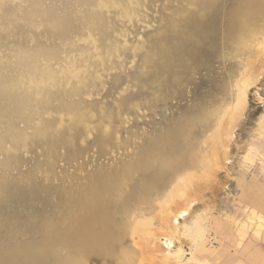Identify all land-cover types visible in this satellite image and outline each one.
I'll return each mask as SVG.
<instances>
[{
  "label": "rangeland",
  "instance_id": "1",
  "mask_svg": "<svg viewBox=\"0 0 264 264\" xmlns=\"http://www.w3.org/2000/svg\"><path fill=\"white\" fill-rule=\"evenodd\" d=\"M80 1L0 0V264H67L91 245L70 239L75 215L100 202L115 235L102 251L88 249L85 264H139L141 249L127 221L132 215L149 219V213L154 234L145 254L165 264H264V61L253 54L256 36L249 29L256 22L263 28L264 12L249 14L242 32L236 21L250 0H140L131 21L103 10V21L110 19L97 28L89 19L99 10ZM144 57H151L149 64ZM244 80V97L236 98ZM220 111L217 116H232L221 125L225 143L222 159L212 163L214 176L167 219L154 218L178 178L205 170ZM198 162L202 167H192ZM98 193L104 196L96 199ZM91 229L97 230L95 223Z\"/></svg>",
  "mask_w": 264,
  "mask_h": 264
},
{
  "label": "bare ground",
  "instance_id": "2",
  "mask_svg": "<svg viewBox=\"0 0 264 264\" xmlns=\"http://www.w3.org/2000/svg\"><path fill=\"white\" fill-rule=\"evenodd\" d=\"M82 2H84V4H86V5H89V6H93L92 7V9L94 8H96L97 10H99V13H98V15H96V16H94V17H91V16H93V14L90 16V19H89V21L91 22H94L96 25H97V28H100V27H102L103 25H104V22L105 23H107V22H109L108 20L110 19L109 18V16H107L108 17V20H106L105 18H106V15L104 16V14H103V16L105 17L104 18V21H103V19H102V16H100L99 14H100V11L102 12L103 10H105L106 12L105 13H107V14H109V11H114L115 13H116V15H117V18H118V20L117 21H119V20H127V21H131L132 20V18L134 17V15H135V13H136V10L138 9V7H139V4H140V0H81ZM80 1V2H81ZM180 1H182V0H180ZM199 1V0H198ZM202 1V0H201ZM240 1V0H239ZM243 1V0H242ZM242 1H241V3H242ZM246 1V0H245ZM245 1H244V3H245ZM251 2H250V5H248L249 6V10L247 9V8H245L246 10H248V11H246L245 13L243 12V15H241V17H240V20H239V22H237L236 21V23L238 24V23H240V24H238V26H239V29L240 30H238L236 27V29H237V31H242V30H246L249 26H247V24L248 23H246V21L248 20V16H249V14H251L250 16H252V17H254L255 16V14H252V13H257V15L258 14H263V12H264V10H262V8H264V0H250ZM152 2V1H151ZM196 2H197V0H196ZM200 2V1H199ZM202 2H204V1H202ZM207 2H208V0H207ZM209 2H210V0H209ZM247 2V1H246ZM190 3V2H189ZM192 3V2H191ZM190 3V4H191ZM198 3V2H197ZM204 3H206V2H204ZM203 3V4H204ZM237 3H238V1H237ZM188 4V3H187ZM195 4L196 3H194V6H195ZM243 4V3H242ZM262 4V5H261ZM143 5V4H142ZM180 5V4H179ZM189 5V4H188ZM198 5V4H197ZM213 5V4H212ZM235 5H236V3H235ZM244 5V4H243ZM256 5V6H255ZM205 6V5H204ZM203 6V7H204ZM258 6V7H257ZM144 7V6H143ZM140 8V9H144V8ZM148 7V6H147ZM198 7V6H197ZM242 7V6H241ZM244 7V6H243ZM251 7V8H250ZM256 7V8H255ZM200 8V7H199ZM211 8V7H210ZM209 8V9H210ZM93 9V10H94ZM181 9V8H180ZM186 9V8H185ZM190 9V8H189ZM201 9H202V7H201ZM200 9V10H201ZM208 9V10H209ZM238 9H240V8H238ZM244 9V8H243ZM242 9V10H243ZM251 9H255V10H251ZM89 10H91L90 8H89ZM183 10H184V8H183ZM92 11V10H91ZM179 11V10H178ZM181 11V10H180ZM189 11V10H188ZM202 11H203V9H202ZM205 11H207V8H206V10ZM220 11V10H219ZM238 11L239 10H237V14H238ZM241 11V10H240ZM98 12V11H97ZM110 12V13H111ZM176 12V11H175ZM181 12H183V11H181ZM197 12V11H196ZM201 12V11H200ZM204 12V11H203ZM180 13V12H179ZM206 13V12H205ZM186 14H188V13H186ZM196 14H198V12L196 13ZM201 14V13H200ZM199 14V15H200ZM204 14V13H203ZM234 14H235V10H234ZM102 15V14H101ZM198 15V16H199ZM169 16V15H168ZM186 16V15H185ZM197 16V18L199 19V17ZM222 16V15H221ZM236 16V15H235ZM260 16V15H259ZM263 16V15H262ZM261 16V17H262ZM111 17V16H110ZM181 17V16H180ZM191 17V16H190ZM190 17H189V19H190ZM194 17H196L195 16V14H194ZM194 17H192V19H195ZM231 17V16H230ZM252 17H250L251 19H252ZM113 18H116V17H114L113 16ZM136 18V17H135ZM175 18V17H174ZM183 18V17H182ZM201 18V17H200ZM235 18V17H234ZM239 18V17H238ZM256 18V17H255ZM262 18H264V17H262ZM87 19V18H86ZM163 19V18H162ZM179 19V18H178ZM259 19V18H258ZM107 22H106V21ZM135 20V19H134ZM175 20H176V18H175ZM180 20V19H179ZM178 20V21H179ZM188 20V19H187ZM213 20V19H212ZM233 20H235V19H233ZM250 20V19H249ZM255 20V19H254ZM114 21H115V19H114ZM164 21V20H163ZM177 21V22H178ZM198 21V20H197ZM196 21V22H197ZM230 21H232V19L230 20ZM229 21V22H230ZM250 21H252V20H250ZM256 21V20H255ZM254 21V22H255ZM259 21V20H258ZM261 21V20H260ZM171 22V21H170ZM180 22V21H179ZM178 22V23H179ZM188 22V21H187ZM186 22V23H187ZM190 22V21H189ZM193 21H191V23H192ZM201 22V21H200ZM199 22V23H200ZM213 22V21H212ZM218 22V21H217ZM248 22V21H247ZM93 23V24H94ZM117 23V22H116ZM120 23V22H119ZM126 23V22H125ZM166 23V20H165V22H164V24ZM202 23V22H201ZM200 23V24H201ZM251 23V22H250ZM250 23H249V25H250ZM109 24V23H108ZM113 24V23H112ZM118 24V23H117ZM124 24V23H123ZM174 24V23H173ZM177 24V23H176ZM192 24H194V23H192ZM197 24V23H196ZM200 24H198V27H199V25ZM253 24V23H252ZM252 24H251V26H252ZM261 24V27L263 26L262 25V22L260 23ZM107 25V24H106ZM119 25V24H118ZM189 25V24H188ZM195 25V24H194ZM194 25H192L191 27H193ZM230 25V24H229ZM256 25H258L257 24V22H256ZM252 26L251 28H249V29H251L252 30V33L253 34H250V35H255L256 36V39H254V41H255V46H256V48H254L253 49V46H252V49L255 51V52H253V54H256L258 57H259V59L257 58V60H263L264 61V37L262 38L261 37V39H259V40H257L258 38H259V36H258V38H257V35H259V34H262L263 32H264V26H263V28H258V26ZM109 26V25H108ZM115 26V25H114ZM169 26V25H168ZM175 26V25H174ZM177 26V25H176ZM183 26V25H182ZM186 26H187V24H186ZM205 26V25H204ZM107 27V26H106ZM113 27V26H112ZM120 27V26H119ZM172 27H173V25H172ZM171 27V28H172ZM178 27V26H177ZM190 27V28H191ZM111 27H109V29H110ZM114 28V27H113ZM181 29L180 30H182V27H180ZM186 28V27H185ZM187 28H188V26H187ZM232 28H233V26H232ZM82 29V28H81ZM116 29V28H115ZM175 29V28H174ZM189 29V28H188ZM192 29H194V28H192ZM195 29H196V27H195ZM198 29V28H197ZM230 29V28H229ZM236 29H235V31H236ZM77 30V29H76ZM80 30V29H79ZM90 30V29H89ZM95 30V29H94ZM97 30V29H96ZM202 30V29H201ZM227 30V29H226ZM233 30V29H232ZM244 30V31H245ZM86 31V30H85ZM113 31V30H112ZM173 31H175V30H173ZM183 31V30H182ZM192 31V30H191ZM244 31H242V32H244ZM83 33H84V31H82ZM87 32V31H86ZM102 32V31H101ZM181 32V31H180ZM185 32V31H184ZM183 32V33H184ZM228 32V31H227ZM231 32V31H230ZM193 33H194V31H193ZM234 33V32H233ZM241 33V32H240ZM239 33V34H240ZM90 34V33H89ZM106 34V33H105ZM186 34H188V31H187V33ZM186 34H185V36H186ZM228 34H230L229 32H228ZM242 34V33H241ZM245 34H247L246 32H245ZM257 34V35H256ZM114 35V34H113ZM189 35H190V32H189ZM233 35V34H232ZM237 35V34H236ZM184 36V35H183ZM229 36V35H228ZM113 37V36H112ZM116 37V36H115ZM187 37H189V36H187ZM186 37V38H187ZM247 37H248V35H247ZM254 36H252V38H253ZM107 38H109V37H107ZM111 38V37H110ZM119 38V37H118ZM117 38V39H118ZM240 38V37H239ZM115 39V38H114ZM125 39V38H124ZM123 38H122V40H124ZM190 39V38H189ZM229 39V38H228ZM85 40V39H84ZM112 40H113V38H112ZM111 40V41H112ZM120 40H121V38H120ZM226 40V39H225ZM230 40V39H229ZM110 40H108V42H109ZM110 41V42H111ZM116 41V40H115ZM127 41V40H126ZM227 41V40H226ZM244 41V40H243ZM253 41V42H254ZM105 42V41H104ZM242 42V41H241ZM107 43V42H106ZM112 43V42H111ZM110 43V44H111ZM118 43V42H117ZM124 43H126V42H124ZM128 43V42H127ZM149 43V42H148ZM229 43V42H228ZM101 44H103V43H101ZM109 44V43H108ZM110 44H109V47H110ZM121 44V43H120ZM150 44H152L151 43V41H150ZM249 44V43H248ZM254 44V43H253ZM104 45V44H103ZM112 45V44H111ZM115 45H116V43H115ZM125 45V44H124ZM123 45V46H124ZM132 45V44H131ZM247 45V44H246ZM252 45V44H251ZM97 46H98V44H97ZM105 46V45H104ZM103 46V47H104ZM150 46V45H149ZM108 47V48H109ZM121 46H119V48H120ZM151 47V46H150ZM232 47V46H231ZM165 48V47H164ZM233 48V47H232ZM106 48H104V49H102L103 51L105 50ZM117 49H118V47H117ZM127 49V48H126ZM129 49H132V48H130L129 47ZM148 49H149V47H148ZM163 49V48H162ZM234 49H236V48H234ZM247 49V48H246ZM252 49H251V51H252ZM113 50H115V48H113ZM150 50V49H149ZM152 50V49H151ZM150 50V51H151ZM250 50V49H249ZM248 50V51H249ZM103 51H102V53H103ZM108 51V50H107ZM121 51V50H120ZM126 51V50H125ZM155 51V50H154ZM160 51V50H159ZM158 51V52H159ZM167 51V50H166ZM166 51H165V54H166ZM185 51V50H184ZM187 51V50H186ZM228 51V50H227ZM239 51V50H238ZM96 52V51H95ZM105 52V51H104ZM109 52H111V51H109ZM119 52V51H118ZM123 52V51H122ZM152 52V51H151ZM150 52V53H151ZM164 52V51H163ZM173 52H174V50H173ZM230 52H231V50H230ZM245 52H246V50H245ZM115 53H116V51H115ZM147 53V52H146ZM153 53V52H152ZM155 53V52H154ZM177 53V52H176ZM184 53V52H183ZM187 53V52H186ZM72 54V53H71ZM96 54V53H95ZM99 54V53H98ZM104 54V53H103ZM117 54V53H116ZM120 54V53H119ZM126 54V53H125ZM158 54H162V52L160 51V53H157V55ZM164 54V55H165ZM193 54H195V53H193ZM102 55V54H101ZM147 55H148V53H147ZM147 55H146V57H147ZM150 55V54H149ZM178 55V54H177ZM197 55V54H196ZM89 56V55H88ZM103 56V55H102ZM153 56V55H152ZM176 56V55H175ZM181 56H183V55H181ZM188 56V55H187ZM105 57V56H104ZM108 57H110V56H108ZM107 57V58H108ZM118 57V56H117ZM121 57H122V55H121ZM156 57V56H155ZM159 57H161L160 55H159ZM164 57V56H163ZM163 57H162V59H163ZM170 56H168V59H170L169 58ZM172 57V56H171ZM177 57V56H176ZM81 58V57H80ZM145 58V57H144ZM148 58H149V56H148ZM154 58V57H153ZM179 58V57H178ZM182 58V57H181ZM181 58H179V59H181ZM185 58V57H184ZM113 59V58H112ZM119 59H120V57H119ZM150 59H151V57H150ZM150 59H147V58H145V60H150ZM157 59H159L158 57H157ZM156 59V60H157ZM166 59V58H165ZM168 59H166V60H168ZM192 59V58H191ZM82 60V59H81ZM102 60V59H101ZM100 60V61H101ZM165 60V61H166ZM203 60V59H202ZM83 61V60H82ZM96 61V60H95ZM95 61H94V63H95ZM102 61H104V63L106 64V65H108L106 62H105V59L104 60H102ZM110 61H111V59H110ZM152 61L153 60H151V63H152ZM159 61V60H158ZM171 60H169L168 62H170ZM187 61V60H186ZM74 62V61H73ZM149 62L150 61H148V64H149ZM174 61H172V63H173ZM183 62V61H182ZM67 63V62H66ZM109 63V62H108ZM111 63V62H110ZM109 63V64H110ZM154 63V62H153ZM156 63V62H155ZM160 63V62H159ZM180 63V62H179ZM187 63H188V61H187ZM203 63V62H202ZM75 64V63H74ZM85 64V63H84ZM145 64H147V63H145ZM163 64V63H162ZM183 64V63H182ZM186 64V63H185ZM97 65V64H96ZM105 65V66H106ZM112 65V64H111ZM159 65H161V64H159ZM176 65H178V64H176ZM197 65V64H196ZM61 66V65H60ZM78 66V65H77ZM145 66V65H144ZM143 66V67H144ZM151 65H149V67H150ZM155 66V65H154ZM157 66V65H156ZM155 66V68H157ZM175 65L173 64V67H174ZM183 66V65H182ZM185 66V65H184ZM82 67V66H81ZM80 67V68H81ZM148 67V68H149ZM159 67V66H158ZM162 67V66H161ZM166 67H167V65H166ZM172 67V68H173ZM189 67V66H188ZM187 67V68H188ZM66 68V67H65ZM79 68V67H78ZM91 68H92V66H91ZM106 68V67H105ZM146 68V67H145ZM177 68V67H176ZM181 68V67H180ZM85 68H83L82 70H84ZM88 69V68H87ZM108 69V68H107ZM161 69V68H160ZM169 69V68H168ZM192 69H194V68H192ZM103 70H104V68H103ZM155 70V69H154ZM158 70V69H157ZM166 70V69H165ZM177 70V69H176ZM188 70V69H187ZM167 71V70H166ZM169 71V70H168ZM174 71H175V69H174ZM192 71V70H191ZM196 71V70H195ZM251 72H248L249 74H247V73H245V74H243V77L245 78V77H252L253 76V74L254 73H252V72H254V70L252 69V70H250ZM75 72H78V70L76 69V71H74V75H75ZM87 72V71H86ZM159 72H161V71H159ZM32 73V72H31ZM55 73V72H54ZM54 73H52L53 75H54ZM73 73V72H72ZM79 73V72H78ZM80 73H81V70H80ZM83 73V72H82ZM175 73H176V71H175ZM178 73V72H177ZM181 73V72H180ZM48 74V73H47ZM71 74V73H70ZM70 74H69V76H70ZM77 74V73H76ZM153 74H155V73H153ZM157 74V73H156ZM163 74V73H162ZM173 74V73H172ZM80 76H81V74H79ZM78 75V76H79ZM85 75V74H84ZM164 75H166V73L164 74ZM168 75V74H167ZM174 75V74H173ZM49 76H50V74H49ZM72 76V75H71ZM152 76V75H151ZM150 76V78H152ZM158 76V75H157ZM157 76H153V78H156ZM174 76H176V75H174ZM182 76H187V75H182ZM53 77V76H52ZM76 77V76H75ZM90 77V76H89ZM173 76H171V78H172ZM55 78V77H54ZM72 79L74 78V76L73 77H71ZM78 78V77H77ZM83 78V77H82ZM158 78V77H157ZM181 78V77H180ZM183 78V77H182ZM185 78V77H184ZM189 78V77H188ZM56 79H58V78H55V79H53V80H56ZM65 79V78H64ZM81 79V78H80ZM79 79V80H80ZM134 79V78H133ZM247 79V78H246ZM83 80V79H82ZM85 80V79H84ZM181 80V79H180ZM189 80V79H188ZM64 81V80H63ZM72 81V80H71ZM69 82V81H68ZM77 82V81H76ZM83 82V81H82ZM171 82H173V81H171ZM176 82H178V81H176ZM175 82V83H176ZM247 82H248V80H244V81H242V82H239L240 83V85H239V87H238V89H237V93H236V98L237 97H239V98H242L243 99V97H244V90H243V87H242V85H245V84H247ZM146 83V82H145ZM149 83V82H148ZM74 84V83H73ZM152 84V83H151ZM160 84H162V83H160ZM170 85V84H169ZM85 86V85H84ZM164 86V85H163ZM62 87V86H61ZM161 87V86H160ZM157 88V87H156ZM165 88V87H164ZM174 88V87H173ZM161 89V88H160ZM163 89V88H162ZM170 89H172V88H170ZM152 90H153V88H152ZM171 91V90H170ZM42 96V95H41ZM205 101H207V100H205ZM206 105H209L210 106V104H206ZM32 107V106H31ZM208 107V106H207ZM202 108V107H201ZM198 110H199V108H197ZM203 109V108H202ZM209 109V108H208ZM210 109H212V108H210ZM209 109V110H210ZM213 109H214V107H213ZM204 110V109H203ZM205 111V110H204ZM212 111V110H211ZM216 111H217V109H216ZM223 112H225L226 111V109H224V110H222ZM222 111H220V113L219 112H217L216 113V116L217 115H220L221 114V112ZM222 112V113H223ZM199 113V112H198ZM206 113V112H205ZM207 113H209V112H207ZM212 113H214V112H212ZM202 114V113H201ZM200 115V114H199ZM204 115H206V114H204ZM208 115H210V114H208ZM208 115H207V118H208ZM203 116V115H202ZM211 116V115H210ZM215 116V115H214ZM215 116V117H216ZM231 116H232V114L230 113L229 115H226V116H224V115H221V116H217V118H216V121L214 122V129H213V131L211 132V134L209 135V137H208V143L207 144H210L211 145V147H210V152H205L206 154H208V158L206 157L203 161H204V163H203V169L205 168V170L203 171L202 169V171H201V173L202 174H199V175H197V176H193L192 174H189V173H185L184 175H182L180 178H178L177 179V181H176V183H175V185L166 193L167 195H165L164 196V198H162V200L161 201H159V204H158V212L155 214V212H154V218L156 217V215L158 216V220H160V221H162V220H165V219H167L168 218V216H171L172 214H174L175 212H176V209L177 208H180L181 206H184V205H186L190 200H191V198L193 197V195H195L193 192L196 190V189H198L199 188V186H202V184H204L205 183V181H206V179H208L209 177H210V175L212 174L211 173V169H212V163L214 162V163H216V160L218 159V160H221L222 159V155L219 153L218 154V151L221 149V148H223L224 147V139L222 138V134H223V132H224V128L221 126V125H223L226 121L228 122L230 119H231ZM201 117V116H200ZM206 117V116H205ZM213 117V116H212ZM189 119V118H188ZM196 119V118H195ZM204 119V121H206V119L205 118H203ZM210 119V118H209ZM209 119H207L208 121H209ZM215 119V118H214ZM213 118H212V120H214ZM189 120H192V119H189ZM188 120V122H191V121H189ZM202 120V119H201ZM185 121V120H184ZM183 121V122H184ZM195 121V120H194ZM187 121L185 122V123H187V124H189ZM193 122V121H192ZM191 122V123H192ZM207 122V121H206ZM180 123H182V122H180ZM197 123H199V120H198V122ZM193 124V123H192ZM195 124V123H194ZM204 124V123H203ZM207 124V123H206ZM90 125V124H89ZM177 126V125H176ZM187 126V125H186ZM194 126V125H193ZM184 126L182 125V128H183ZM189 128V127H188ZM177 129V128H176ZM179 129V128H178ZM186 129V128H185ZM184 129V130H185ZM107 130V129H106ZM188 129H186L185 131H187ZM174 132H175V127H174V130H173ZM177 131V130H176ZM105 133V132H104ZM173 133V132H172ZM178 133V132H177ZM182 133V132H181ZM180 133V134H181ZM179 134V133H178ZM177 134V135H178ZM186 134V133H185ZM177 135H176V137H177ZM116 136V135H115ZM171 136V135H170ZM167 137H169V136H167ZM180 137V136H179ZM137 139V138H136ZM177 139V138H176ZM175 138H174V140H176ZM99 140V139H98ZM104 141V140H103ZM134 141V140H133ZM136 141V140H135ZM164 141L165 142H167V140H166V138L164 139ZM170 141V140H169ZM98 142V141H97ZM156 142V141H155ZM162 143V142H161ZM152 144V143H151ZM155 144V143H154ZM153 144V145H154ZM163 144V143H162ZM161 144V145H162ZM166 144V143H165ZM157 145V144H156ZM160 145V144H159ZM161 145H160V147H161ZM168 145V144H167ZM150 146H152V145H150ZM147 147H148V145H147ZM152 148V147H151ZM153 148H154V146H153ZM163 148V147H162ZM149 149V148H148ZM155 149H156V146H155ZM154 149V150H155ZM160 149V148H159ZM145 150V149H144ZM154 150H152L153 152H154ZM164 150V149H163ZM149 152H150V150H148ZM158 151V150H157ZM156 151V152H157ZM159 151H162L161 149L159 150ZM158 151V152H159ZM208 151V150H207ZM146 152H147V150H146ZM156 152H155V154H156ZM99 153V152H98ZM162 153V152H161ZM105 154V153H104ZM142 154V153H141ZM140 154V155H141ZM145 154V152L143 153V155ZM157 154H160V153H157ZM156 154V155H157ZM204 154V153H203ZM113 155V154H112ZM146 156L147 155H152V153L151 154H145ZM163 155V154H162ZM55 156V155H54ZM103 156V155H102ZM134 156V155H133ZM160 156V155H159ZM164 156V155H163ZM49 157V156H48ZM140 157V156H139ZM149 157V156H148ZM147 157V158H148ZM157 157V156H156ZM161 157V156H160ZM202 157V156H201ZM69 158H71V157H69ZM144 156H143V160H144ZM150 158H152L153 159V157H150ZM164 158V157H163ZM166 158V157H165ZM169 157H167V159H168ZM102 159V158H101ZM140 159V158H139ZM161 159V158H160ZM167 159H165V160H167ZM141 160H142V158H141ZM142 160V161H143ZM146 160V159H145ZM148 160L149 159H147L146 161L148 162ZM156 160H159V159H157L156 158ZM155 160V161H156ZM73 161V160H72ZM134 161V160H133ZM154 161V162H155ZM161 161H163L162 159H161ZM198 161V160H197ZM48 162V161H47ZM51 162H52V160H51ZM146 162V163H147ZM150 162H151V160H150ZM150 162L148 163V164H150ZM159 161H157V163H158ZM124 163V162H123ZM139 163V162H138ZM146 163H144V164H146ZM161 163V162H160ZM169 163V162H168ZM171 163V162H170ZM147 164V165H148ZM163 163H161L160 165L163 167V166H165V165H162ZM111 165V164H110ZM141 166V165H140ZM154 166V165H153ZM156 166V165H155ZM191 166V165H190ZM195 167L196 166V168H200V167H202V165H201V163H195V164H192V167ZM78 167V166H77ZM81 167V166H80ZM125 167V166H124ZM130 167V166H129ZM132 167V166H131ZM130 167V168H131ZM158 167V166H157ZM81 168H83V167H81ZM109 168V167H108ZM114 168V167H113ZM120 168V167H119ZM118 168V169H119ZM143 168V167H142ZM150 168V167H149ZM132 169V168H131ZM136 169V168H135ZM152 169V168H151ZM163 169V168H162ZM108 170V169H107ZM106 170V171H107ZM110 170H112V167L110 168ZM109 170V171H110ZM115 170V169H114ZM113 170V171H114ZM121 171H122V169H120ZM127 170V169H126ZM102 171V170H101ZM105 171V172H106ZM115 171H118V170H115ZM98 172V171H97ZM120 172V171H119ZM107 173H108V171H107ZM112 173V172H111ZM113 173H115V172H113ZM112 173V174H113ZM129 173H131V172H129ZM198 173V172H197ZM196 173V174H197ZM200 173V172H199ZM87 174V173H86ZM98 174V173H97ZM96 174V175H97ZM101 174V172H99V174L98 175H100ZM103 174V173H102ZM105 174V173H104ZM112 174H110V175H112ZM183 174V173H182ZM55 175V174H54ZM97 175V176H98ZM106 175V174H105ZM109 175V176H110ZM131 175V174H130ZM52 176V175H51ZM61 176V175H60ZM64 176V175H63ZM95 176V175H94ZM124 176V175H123ZM126 176H128V173H127V175ZM211 176H214V175H211ZM49 177V176H48ZM111 177V176H110ZM129 177V176H128ZM62 178V177H61ZM101 178H102V176H101ZM104 178H105V176H104ZM114 178H115V176H114ZM124 178H126V177H124ZM214 178V177H213ZM103 179V178H102ZM106 179H108L107 177H106ZM112 179V178H111ZM132 179V178H131ZM69 180V179H68ZM98 181H99V179H97ZM117 180H118V178H117ZM127 179H125L124 181H126ZM103 181V180H102ZM104 181H105V179H104ZM209 181V180H208ZM91 182V181H90ZM95 182H97L96 180L94 181V183ZM105 182H109V179H108V181H105ZM112 183H116V182H113V181H111ZM111 182H110V184H111ZM67 183V182H66ZM93 183V182H92ZM91 183V186L94 184H92ZM102 184V182H97V184ZM89 184V183H88ZM108 184V183H107ZM106 184V185H107ZM109 184V185H110ZM206 184V183H205ZM78 185V184H77ZM106 185H105V189H106ZM112 185V184H111ZM79 186V185H78ZM87 186V185H86ZM90 186V187H91ZM96 186V185H95ZM95 186H93V187H95ZM116 186V185H115ZM114 185H113V188L115 187ZM118 186V185H117ZM88 187H89V185H88ZM104 186L102 185V187H99V188H103ZM110 187H112V186H110ZM85 188H87V187H85ZM92 188V187H91ZM91 188H90V190H91ZM115 188H117V187H115ZM89 189V188H88ZM95 189V188H94ZM96 189H97V186H96ZM95 189V190H96ZM104 189V188H103ZM102 189V190H103ZM101 190V191H102ZM107 190H108V188H107ZM110 190V189H109ZM109 190H108V192H109ZM111 190H112V188H111ZM118 189H115V192L117 191ZM89 191V190H88ZM87 191V192H88ZM92 191V190H91ZM100 191V192H101ZM103 191H105V190H103ZM113 191V190H112ZM71 192V191H70ZM80 192V191H79ZM78 192V193H79ZM84 192V191H83ZM86 192V191H85ZM84 192V193H85ZM96 192V191H95ZM72 193V192H71ZM77 193V194H78ZM103 193V192H102ZM110 193V192H109ZM112 194L111 195H113L114 194V192H111ZM75 194H76V192H75ZM95 193H93V195H94ZM97 194V193H96ZM101 194V193H100ZM108 194V193H107ZM69 195H71V194H69ZM72 195H73V193H72ZM71 195V196H72ZM80 195L82 196L83 194L82 193H80ZM88 195L91 197L92 196V194L90 195L89 194V192H88ZM106 195V194H105ZM116 195H118V193L116 194ZM71 196H69V198L71 197ZM78 196H79V194H78ZM77 196V197H78ZM84 196V195H83ZM82 196V197H83ZM85 196H86V194H85ZM89 196H88V198H89ZM98 197H96V199L97 198H102V196H104V195H102V196H99V193H98V195H97ZM82 197H80V199L82 198ZM105 197H107L108 198V196H105ZM120 197V196H119ZM68 198V199H69ZM71 198H73V197H71ZM87 198V197H86ZM99 198V199H100ZM113 198V197H112ZM80 199H77L76 198V200L78 201V200H80ZM85 199V198H84ZM90 199V198H89ZM89 199H88V201H89ZM96 199H94V200H96ZM98 199V200H99ZM103 199H104V197H103ZM66 200V199H65ZM64 200V201H65ZM81 200H83V198L81 199ZM80 200V201H81ZM92 200V199H91ZM106 200V199H105ZM108 200H110L111 201V199H108ZM84 201V200H83ZM114 201V200H113ZM124 201V200H123ZM75 202V201H74ZM96 202H98V201H96ZM107 202V201H106ZM112 202V201H111ZM73 203V202H72ZM72 203H70V204H72ZM90 204H91V202H89ZM89 203L87 204V206L89 205ZM110 203V202H109ZM65 205H66V202L64 203ZM68 204V203H67ZM96 204V203H95ZM102 204V205H101ZM103 204H105V203H103V202H100V205H98V207H95V206H92V208L90 209V211L88 210L87 212H85L84 214L82 213V211H84V210H82V209H79V210H82V211H80L83 215H79V214H77L78 216H76L75 215V219H73V221H72V228H71V237L72 238H70V236H69V238L70 239H74V238H76V236H78V238L79 239H82V240H84V241H86V242H90L91 243V245H90V247L89 248H86L85 247V249H83L82 251H79V253H76L73 257H71L70 259H69V261H68V263L67 264H85L84 263V261L86 262V260H84L85 259V256L87 255L86 253H88L87 252V250L88 249H90L91 250V252L93 251V250H98V251H102V249H103V247H105V246H107L108 244H109V242H110V234L111 235H115V234H112V233H110L111 231H110V228H112V227H114L113 226V224L111 225V222L112 221H110L109 219H107V217H106V215H107V212L105 211V210H103L102 208H105V206L103 205ZM111 204V203H110ZM114 204H115V202H114ZM74 205H75V203H74ZM73 204H72V206H74ZM83 205V204H82ZM92 205H94V202H93V204ZM78 206V205H77ZM87 206H84V207H87ZM91 206V205H90ZM112 206V205H111ZM110 206V207H111ZM114 206V205H113ZM122 206V205H121ZM67 207V206H66ZM70 208H71V206H69ZM73 208V207H72ZM71 208V209H72ZM80 208H81V206H80ZM107 208V207H106ZM113 208V207H112ZM111 208V209H112ZM69 209V208H68ZM76 210H78L77 208H75ZM84 209V208H83ZM87 209H89V208H87ZM86 209V210H87ZM123 209V208H122ZM73 210V209H72ZM75 210V211H76ZM78 210V211H79ZM157 210V209H156ZM155 210V211H156ZM74 211V212H75ZM110 212V211H109ZM126 212V211H125ZM72 213V212H71ZM76 213V212H75ZM114 213V212H113ZM112 213V214H113ZM124 213V212H123ZM123 213L121 214V215H123ZM69 214V213H68ZM72 215H74V214H72ZM119 215V214H118ZM117 215V216H118ZM149 215H150V217L151 218H153L152 216H151V214L149 213ZM107 216H109V215H107ZM111 216V215H110ZM114 216V215H113ZM70 217H71V215H70ZM134 217V215H132L131 216V218L127 221V225H128V227H130V229H128V234L130 235V237L131 238H135L136 240H137V242H136V245L141 249V255H140V257L141 258H139V260H138V263L139 264H165L164 262H166V261H164V262H162L160 259H157V256L155 257V256H153V253L151 254V255H147V254H145V250H146V248L148 247V246H150V244H149V241H150V236L151 235H153L154 234V230H153V228H151V218H149V219H147L146 217H144V216H142V215H140L139 217H137L136 219H134L133 218ZM67 218V217H66ZM73 217H71V219H72ZM111 218V217H110ZM114 218V217H113ZM121 218H125V217H121ZM68 219V218H67ZM116 219V218H115ZM120 219V218H119ZM64 220V219H63ZM112 220V219H111ZM118 220V219H117ZM120 221V220H119ZM66 222V221H65ZM70 222V221H69ZM122 222V221H121ZM67 223V222H66ZM71 223V222H70ZM96 224V226H97V230L96 231H94L93 229H91V227H92V225L93 224ZM120 223V222H119ZM123 223V222H122ZM63 224H64V222H63ZM68 224V223H67ZM114 224H116V222L114 223ZM118 224V223H117ZM121 224V223H120ZM119 224V225H120ZM124 224V223H123ZM53 225V224H52ZM118 225V226H119ZM67 226V225H66ZM70 227H71V225H69ZM117 226V227H118ZM48 227H50L51 228V226H48ZM69 228V227H68ZM67 228V229H68ZM64 229V228H63ZM72 229H74V230H72ZM48 230H49V228H48ZM53 230V229H52ZM51 230V231H52ZM62 230V229H61ZM69 230V229H68ZM113 230H115V228H113ZM112 230V231H113ZM50 231V233H53V232H51ZM119 231V230H118ZM57 232H59V231H57ZM63 232L64 231H62V234H63ZM66 232V231H65ZM61 232H59V234H60ZM57 235H59L58 233H56ZM67 234H68V232H67ZM66 234V235H67ZM117 234H119L118 232H117ZM123 234V233H122ZM52 235V234H51ZM56 235V236H57ZM65 235V234H64ZM117 236V235H116ZM115 236V237H116ZM120 236V235H119ZM114 237V238H115ZM118 237V236H117ZM66 238V237H65ZM68 238V237H67ZM66 238V240H69V239H67ZM114 238H112V239H114ZM62 239V238H61ZM111 239V240H112ZM63 240V239H62ZM115 240V239H114ZM114 240H113V242H114ZM59 241V240H58ZM57 241V242H58ZM65 241V240H64ZM63 241V242H64ZM110 244H111V242H110ZM113 244H117V243H113ZM119 244V243H118ZM117 244V245H118ZM113 246H115V245H113ZM160 246V245H159ZM158 246V247H159ZM118 247V246H117ZM120 247V246H119ZM114 248V247H113ZM159 249H160V251L163 249V247L161 246V247H159ZM158 249V250H159ZM121 251V250H120ZM86 252V253H85ZM94 252V251H93ZM99 253V252H98ZM90 254V253H89ZM92 254V253H91ZM88 256V255H87ZM86 256V257H87ZM165 259V258H164ZM166 260H168V259H166Z\"/></svg>",
  "mask_w": 264,
  "mask_h": 264
}]
</instances>
